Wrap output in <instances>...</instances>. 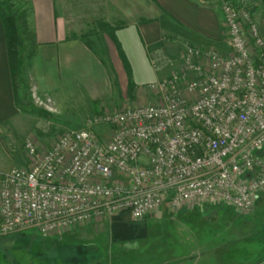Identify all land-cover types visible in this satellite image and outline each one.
<instances>
[{"label": "built area", "instance_id": "1", "mask_svg": "<svg viewBox=\"0 0 264 264\" xmlns=\"http://www.w3.org/2000/svg\"><path fill=\"white\" fill-rule=\"evenodd\" d=\"M220 10L226 53L186 47L179 72L148 85L159 104L94 118L109 139L70 131L43 155L25 144L34 163L3 175L0 235L49 236L123 212L141 220L164 206L252 211L264 192V19L227 0ZM162 60L150 56L156 70Z\"/></svg>", "mask_w": 264, "mask_h": 264}, {"label": "crops", "instance_id": "2", "mask_svg": "<svg viewBox=\"0 0 264 264\" xmlns=\"http://www.w3.org/2000/svg\"><path fill=\"white\" fill-rule=\"evenodd\" d=\"M21 1L31 10L29 20L36 47L32 58L34 82L38 90L42 83L47 84L42 90L47 96L62 91L63 87L57 86L56 75L60 68L92 69L103 76L108 70L116 76L125 75L139 87L147 71L159 74L150 64L154 53L167 59L185 46L227 51L220 10L223 0ZM105 27L113 30V39L100 46L106 67L93 53L96 52L93 44L86 41L87 48L82 40L87 35H93L95 40L105 37L102 32ZM38 76L41 81L36 80ZM96 94L102 96L103 92L99 90ZM97 97H90L83 108L88 110ZM20 116L14 102L0 20V125L18 122ZM255 202L253 211L244 216L209 203L176 213L164 206L154 216L141 220H132L126 212L117 214L104 220L109 224L107 243L113 252L99 264H264V252L258 251L251 263H247L248 254L244 250L250 238L264 233V192ZM158 223H165L166 228L157 236L153 228ZM146 242L149 246L140 247ZM141 254L147 257L144 262L140 261Z\"/></svg>", "mask_w": 264, "mask_h": 264}, {"label": "rangeland", "instance_id": "3", "mask_svg": "<svg viewBox=\"0 0 264 264\" xmlns=\"http://www.w3.org/2000/svg\"><path fill=\"white\" fill-rule=\"evenodd\" d=\"M230 2L235 6L246 8L257 23L263 21L264 0H232ZM10 5L13 9L20 7L17 0H11ZM26 10L24 9L20 13L23 14ZM26 31V48L21 55L23 71L21 77L17 79L21 116L18 122L0 125V186L3 175L8 171L26 169L33 165L34 160L29 158L25 150L27 142H31L35 146L38 155H43L59 137L70 131L88 129L99 138L107 140L110 130L99 123L91 124L94 118L104 113L119 112L127 108L159 104L158 94L150 91L148 85L178 73L180 70L177 62L178 56L186 47H192L185 46L175 56L162 60L161 70H156L151 65L153 70L159 74L151 70L147 71L139 87H135L125 75L116 76L108 70L107 74L103 76L99 71L94 72L92 69L72 67L68 71L60 68L56 72L57 86L63 88L61 92L56 91V93L48 94L50 98L42 94V90L47 88V84L42 83L41 87H38L41 90H38L34 82L32 63L34 56L29 58V55L32 51L35 53L36 47L30 41L32 32L29 26ZM92 36L87 35L84 39L93 44L99 62L106 67L100 46L105 41L109 43L111 39L100 36L95 40ZM224 46L226 47L225 36ZM41 79L40 76L36 77L37 81H41ZM99 90H102V96H99L102 93L96 94ZM90 97L91 99L97 97L95 98L96 102L89 105L86 110L83 105L89 103ZM260 153H264V146L260 149ZM255 205L256 202L254 207ZM231 211L237 216L247 215ZM104 220L80 224L49 236H42L32 229L0 235V264L103 263L106 255L110 257L113 252V247H108L107 243L109 224ZM158 224V227L153 228L157 231V236L162 234V230L165 231L166 228L165 223ZM213 225L215 226L216 223ZM263 229L259 232H262ZM151 230L152 228H150ZM149 234L151 233L149 232ZM146 245L149 246V243L140 244V247L144 248ZM116 248L114 247V249ZM244 250L248 254L246 262L251 263L252 257L258 251L264 252V233L250 238L244 245ZM120 251L121 249L118 252ZM140 257L142 262L147 259L144 254H141Z\"/></svg>", "mask_w": 264, "mask_h": 264}, {"label": "trees", "instance_id": "4", "mask_svg": "<svg viewBox=\"0 0 264 264\" xmlns=\"http://www.w3.org/2000/svg\"><path fill=\"white\" fill-rule=\"evenodd\" d=\"M20 3V7L18 9H13L10 5L11 0H0V20L3 25L4 36H5V44L7 50V58L9 65V72L12 81L13 87V96L15 106L20 112V102L17 95V89L19 88V84L17 83V79L21 77L23 71V63L21 60V55L25 50V37H27V27L31 29V37L30 41L34 43V34L29 16H30V8L21 0H17ZM26 10L25 13H20L22 10ZM26 14V15H24ZM102 32L113 39V30L104 28ZM85 46L89 48V45L86 44V40L82 39ZM95 56H98L96 52L93 51ZM35 55L34 51H32L29 55V58ZM98 58V57H97Z\"/></svg>", "mask_w": 264, "mask_h": 264}]
</instances>
